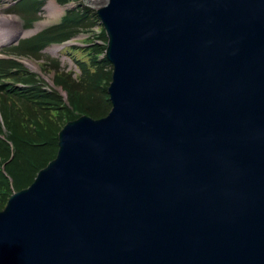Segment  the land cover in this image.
Wrapping results in <instances>:
<instances>
[{"label":"water","instance_id":"water-1","mask_svg":"<svg viewBox=\"0 0 264 264\" xmlns=\"http://www.w3.org/2000/svg\"><path fill=\"white\" fill-rule=\"evenodd\" d=\"M109 113L0 211V264H264V0H107Z\"/></svg>","mask_w":264,"mask_h":264},{"label":"trees","instance_id":"trees-1","mask_svg":"<svg viewBox=\"0 0 264 264\" xmlns=\"http://www.w3.org/2000/svg\"><path fill=\"white\" fill-rule=\"evenodd\" d=\"M12 1L15 4L7 12L18 15L24 28L30 29L40 18L46 0ZM55 1L63 5L70 0ZM94 27L101 32L86 40L93 43L91 47L65 49L85 53L82 56L89 64L85 73L74 64L79 71L74 77L57 58L42 52L52 44L90 33ZM106 41L96 10L81 2L66 11L57 25L5 49L11 56L45 59L43 70L54 72L53 84L66 93L67 101L57 90H43L44 81L16 60L0 59V211L14 191L29 187L37 173L56 157L58 133L66 123L81 116L97 120L109 113L107 88L112 66L105 57L99 59Z\"/></svg>","mask_w":264,"mask_h":264},{"label":"rangeland","instance_id":"rangeland-1","mask_svg":"<svg viewBox=\"0 0 264 264\" xmlns=\"http://www.w3.org/2000/svg\"><path fill=\"white\" fill-rule=\"evenodd\" d=\"M81 2H83L85 5L91 7L92 9L96 10L97 8H100V7H103L104 5H106L107 0H78V2H76L75 4H79ZM10 4H11V0H8V1H0V14L1 15H8L7 13H9V12H7V11H9L8 8H9V5ZM49 4L56 5L55 2H54V0H46L45 3H44V6L41 8V12L39 13L40 16H41V18H46V16L48 17V19L51 18V17H49V12L46 9ZM57 8L59 9V13H58V15H59L61 13L60 12V8L58 6H57ZM57 16L55 17L54 20H52L51 24H55V23H57L59 21L60 15L58 17ZM47 21H49V20H47ZM21 25H22V23H21ZM24 32L26 34L23 35V36H21V37H19V39H22V38H24L26 36L31 35L30 31H28V30H25ZM78 37L79 38H82L84 36H77L76 38H78ZM16 42L11 43V44H4V45H2L0 47V53L1 54H7V55L11 54L10 52L6 51L5 49L8 48V47H10V46H12V45H14V44H16ZM54 49H56V48H53V47L47 48V49H45V51L43 53L48 54L51 57L57 58L60 61V63H61V67H63L64 69H66L67 72H71V73H74V74H78L79 71L85 73L89 69V64H88V61H87L86 57L82 56V55L85 54L84 52L81 53L78 50H63L62 51L60 49L59 51L53 53ZM45 63H47L45 59H39V60H35V62H32V64H30V65L33 66V68L31 67L32 69L38 68V69H40V70L43 71V67L40 66V64L41 65H44ZM74 64L77 66V68H78L79 71L77 70V68L74 67L75 66ZM35 71L38 72L39 70H35ZM43 72H45V71H43ZM48 75H50V74H48ZM48 75H44V76L48 78Z\"/></svg>","mask_w":264,"mask_h":264},{"label":"bare ground","instance_id":"bare-ground-1","mask_svg":"<svg viewBox=\"0 0 264 264\" xmlns=\"http://www.w3.org/2000/svg\"><path fill=\"white\" fill-rule=\"evenodd\" d=\"M46 9L49 12V17H51V18L48 19V17L46 16L47 19L45 18L43 20V22H41L37 26L36 30H38V29L50 24V22L52 20H54L55 17L59 13V9L57 8L56 5H53V4H49ZM60 12H61V9H60ZM47 20H49V21H47ZM25 34L26 33L18 26L15 17H13V16L9 17L7 15H1L0 14V47L2 45H4V44L14 43L17 40V38H19V37H21V36H23ZM56 49H54L53 53H55V52H57L59 50L58 48H56ZM30 67L33 68V66H31V65H30Z\"/></svg>","mask_w":264,"mask_h":264}]
</instances>
